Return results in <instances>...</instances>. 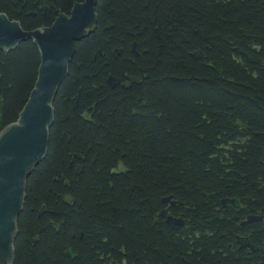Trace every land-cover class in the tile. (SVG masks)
<instances>
[{"label": "trees", "instance_id": "16d2710c", "mask_svg": "<svg viewBox=\"0 0 264 264\" xmlns=\"http://www.w3.org/2000/svg\"><path fill=\"white\" fill-rule=\"evenodd\" d=\"M82 1L0 0V14L29 32ZM95 14L26 180L12 264H264V224L240 229L222 204L249 196L264 215V0H97ZM39 64L32 40L0 48V132ZM240 231L260 247L235 260Z\"/></svg>", "mask_w": 264, "mask_h": 264}, {"label": "water", "instance_id": "95a60500", "mask_svg": "<svg viewBox=\"0 0 264 264\" xmlns=\"http://www.w3.org/2000/svg\"><path fill=\"white\" fill-rule=\"evenodd\" d=\"M96 2L75 3L68 15L58 14L49 27L29 32L22 30L17 21L0 14V48L11 50L21 41L32 40L40 56L37 79L26 104L16 122L0 132V264L13 263L17 219L24 204L26 180L46 154L54 114L52 104L66 77L75 42L94 29ZM107 82L111 87L118 84L113 78ZM63 201L69 203L70 198L66 196ZM165 218L173 228L183 225L181 220Z\"/></svg>", "mask_w": 264, "mask_h": 264}, {"label": "flooded vegetation", "instance_id": "af4514ba", "mask_svg": "<svg viewBox=\"0 0 264 264\" xmlns=\"http://www.w3.org/2000/svg\"><path fill=\"white\" fill-rule=\"evenodd\" d=\"M25 1H22V3ZM2 14V13H1ZM32 15V14H31ZM252 198L249 196H245L242 199L238 198H232L229 200L224 201L223 207L225 208L226 212L232 216L233 221L238 222V226L241 227L240 229L244 228L246 226L245 224H248L250 222H259L264 224V215L259 212L255 211L253 213L249 212V205L252 203ZM172 203L168 204L169 207L173 208L175 204L171 205ZM166 217H172L173 219L181 220V218H176L171 215H168V210L163 212V218ZM182 221V220H181ZM183 226H185L184 220ZM180 228V227H176ZM264 245V244H262ZM260 247V246H259ZM258 245L255 244V242L252 241L250 233H247L246 231H240L239 233H235L233 235V238L230 243L227 245V249L230 251L231 254H235V260H237L239 256V260L246 259L245 257L248 255H253L259 251ZM225 255L222 256L220 261H216L212 264H226L228 263V260L224 258ZM257 257V256H256ZM257 259V258H256ZM185 264H189L187 261H183Z\"/></svg>", "mask_w": 264, "mask_h": 264}]
</instances>
